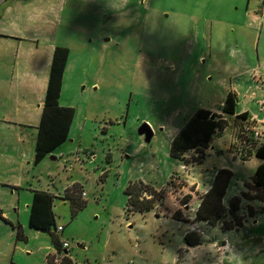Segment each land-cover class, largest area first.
Segmentation results:
<instances>
[{"label": "rangeland", "instance_id": "rangeland-1", "mask_svg": "<svg viewBox=\"0 0 264 264\" xmlns=\"http://www.w3.org/2000/svg\"><path fill=\"white\" fill-rule=\"evenodd\" d=\"M256 10V0H0L12 33L0 51V264H47L51 255L50 264H61L50 235L28 227L33 190L54 196L70 264H264V202H249L254 216L243 204L241 227L187 230L210 238L191 254L184 225L165 215L177 210L193 221L192 204L187 215L181 205L195 187L169 149L196 110H218L232 91L235 109L264 118V21ZM57 46L69 51L59 99L75 111L69 137L40 163L28 160L17 178L8 159L24 146L21 136L34 143L45 99L34 80L47 79ZM256 124L231 121L236 150L264 143ZM147 128L149 142L140 134ZM219 167L212 157L189 178L207 188ZM134 182L171 193L153 212L127 215L125 189ZM68 187L83 203L77 210L65 199ZM231 220L226 211L218 224Z\"/></svg>", "mask_w": 264, "mask_h": 264}, {"label": "trees", "instance_id": "trees-1", "mask_svg": "<svg viewBox=\"0 0 264 264\" xmlns=\"http://www.w3.org/2000/svg\"><path fill=\"white\" fill-rule=\"evenodd\" d=\"M69 51L64 47H55L52 53L50 70L48 73V81L45 91V99L42 104L41 117L36 126V137L34 146V162L40 163L48 155L52 154L64 142L68 140L69 130L72 124L75 111L72 108L62 107L59 104L62 79L66 64L68 61ZM237 104V96L234 92L227 93L222 102L220 111L221 115L212 113L206 109H198L190 117L184 126L176 133L170 143L169 155L185 164L188 161L185 154L194 151L197 155L192 161L200 162L204 155V150L208 148L213 135L218 130H223L228 126V122L223 117H231L235 114ZM235 118L243 120L248 119L247 113L237 115ZM254 156L262 161L258 165L251 178V184L245 187L255 192L250 195L242 192L240 196L233 197L229 201L228 210L223 206V198L226 194L232 172L228 169H219L213 179L210 189L203 196L199 207L196 211V219L208 224V226H216L221 222L229 212L232 220L222 223L223 230H231L234 227H241L243 217L238 212L242 200L264 202V143L261 144L254 152ZM73 188V187H72ZM168 188L156 191L150 185L142 182L129 183L125 189L127 195L126 214L140 213L145 214L151 212ZM65 199L71 201L73 210H77L83 203L78 202L72 191L67 188L65 190ZM54 196L45 191L33 190L32 199L29 205V221L28 227L41 232H46L51 237L52 245L58 255H62V243L59 241V233L55 228V215L53 212ZM248 206V216H254L255 210ZM174 217H178L175 215ZM0 218L2 212L0 211ZM17 238L22 237L21 226H17ZM185 245L187 247H195L201 244V239L195 233H186L184 235ZM51 256L46 258L47 264H50ZM70 264L68 255H63L61 264Z\"/></svg>", "mask_w": 264, "mask_h": 264}, {"label": "crops", "instance_id": "crops-1", "mask_svg": "<svg viewBox=\"0 0 264 264\" xmlns=\"http://www.w3.org/2000/svg\"><path fill=\"white\" fill-rule=\"evenodd\" d=\"M256 2H257V10H256L257 16L262 21H264V18H262L260 16V13H259L260 0H256ZM0 24H4V25L0 26V51H2V49L5 47V43H3V42H5V40H3V39H9V37L12 36V33L10 31L11 27L9 25H7V21L5 20V17H3V16L0 17ZM217 30L221 31L222 29L218 28ZM51 59H52V57H51ZM47 81H48V77H47V79L46 78H41L40 81L38 80V78H35V80H34V84L35 85H40L41 86V89H42V92H43V97L45 95ZM233 90L239 92V89L236 88V87ZM238 94H240V93H238ZM238 100H239V98H238ZM221 105H222V102H221L220 107H219L218 110L213 109V108H210V109H207V110L211 111L212 113L221 115V111H220ZM242 113H247L248 114V118L250 120H252V121L255 120L258 123L255 126L256 128L257 127L258 128L259 127L264 128V118L260 119L259 117H255L256 115H253L252 112L247 111V110L241 111V110L235 109V114L233 116H231V117H223L224 119L227 120L228 126L225 129H223V130L216 131V133L213 135L212 140L210 141V143L208 145V148H206L204 150V155H203L202 160L200 162H198V163L197 162L194 163L192 160H190V162L188 164L184 163V166H183L184 175L189 181H191L189 186L190 187L194 186L195 187L194 188L195 192H198V195H194L195 192H191L190 199L188 201H186L185 204L183 203V205H181V206L183 208H186V211L184 212V214L187 215L186 214L187 212H191L190 209L189 210L187 209L189 207L188 205L192 204L191 205L192 214L191 213H188V214L189 215L190 214L193 215V221L189 222L188 220L190 218L189 219L188 218L184 219L181 216L182 214L181 215L178 214L177 218L174 217L176 215L177 210H171V211H169L168 213L165 214L166 216H169L170 219H172L176 223L184 225L183 238H184V235L186 234L187 230H189V228H190L189 225L191 226L192 224H198L204 230L205 226H204L203 222L202 221H198L196 219V211H197V209L199 207V204H200L203 196L210 189L211 184H212L213 179H214V176H215L216 172L219 169H228V170H230L232 172V174H233L232 178L234 176H236V177H238L240 179L241 176H246L245 180L244 179L243 180L240 179V181H239L238 178L236 179V182H239V185H238V187L235 188V195L232 196V198H233V197L240 196V194L242 192H246L247 188L245 187V185L249 184V183L251 184L252 175L250 176V174L252 172L254 173L255 168L262 163V161H260L259 159H257L254 156L255 150L250 149L249 152L244 151L243 153L239 152L238 150H236V142H235L236 139H235V136H234L235 131L232 128L231 121L237 115H240ZM39 118H40V116H39ZM35 129H36V127H35ZM17 135H19V134L17 133ZM35 137H36V134H35ZM35 137L33 138L34 143L32 145V144H28V140L26 138H24L23 136H21L20 140H21V143L24 146L21 147V150H19L16 155H13V154L11 155V158H10L11 160L8 159V169H9V171L13 172L14 174H17L16 175L17 178H18V176L21 173H23L25 171V169L28 168L27 166L30 164V163H28V160H31V161L34 160ZM189 155L195 156L196 154H195V152L193 150L189 151L188 153L185 154V158L187 156H189ZM217 155H219V156H217ZM212 157L220 158L221 167H219L217 170H215L213 172L211 184L207 188H201L200 185L194 181V179L189 178V177L192 176L191 172L194 171V166L195 165L202 164L203 162L207 161L208 159H210ZM189 166L192 167L191 170H190ZM230 183H231V181H230ZM229 186H230V184H229ZM229 186H228V188H229ZM68 188H70V187H68ZM168 190L165 193L164 198H168L169 197V195H167V194H168V192L171 193V191H168ZM253 201H256V200H253ZM178 202H179V200H178ZM249 202H252V201L242 200V202L240 204V209H239V212L241 214L243 213V211L245 209V208H243V204H246L247 207H248L249 206L248 205ZM222 203H223V206L226 209L229 207V203L227 204L226 201H225V196L223 198ZM151 212H153V210ZM162 215H164V214H162ZM242 217L245 218L244 214H242ZM207 226H208V224H207ZM211 227H213V226H209V227L205 228L206 229L205 231L208 232L211 229ZM219 227H221V225L217 224L216 226L213 227V230H217V229H219ZM62 231H63V229H62ZM212 231H211V233H212ZM205 235H206V233H205ZM200 239H201V244L200 245L195 246V247H187L186 246V250H185L186 254H191V253L201 249L204 246V242L206 240L207 241L210 240V238L205 237V236L200 237ZM215 245H216V242L214 240H212L211 243H209V246L214 247ZM67 248H63V252H62L63 254L61 255L62 257H63V255H67L68 254V252L66 251ZM51 256H54V255H51ZM68 258H70V257L68 256Z\"/></svg>", "mask_w": 264, "mask_h": 264}, {"label": "built area", "instance_id": "built-area-1", "mask_svg": "<svg viewBox=\"0 0 264 264\" xmlns=\"http://www.w3.org/2000/svg\"><path fill=\"white\" fill-rule=\"evenodd\" d=\"M259 13L262 18H264V0H260V6H259ZM256 138H258L257 132H255ZM198 154L195 155L197 157ZM84 195V193H83ZM204 225L207 226V223L203 222ZM62 231L61 227L57 228V233H60ZM189 231L191 232H197L199 234H204V231H201L200 226L198 224H192L191 227L189 228ZM189 233V232H188ZM62 247L67 248L68 244L66 242H62Z\"/></svg>", "mask_w": 264, "mask_h": 264}, {"label": "water", "instance_id": "water-1", "mask_svg": "<svg viewBox=\"0 0 264 264\" xmlns=\"http://www.w3.org/2000/svg\"><path fill=\"white\" fill-rule=\"evenodd\" d=\"M140 134H145V141L146 142H149L150 139L152 138V132L148 128L141 130Z\"/></svg>", "mask_w": 264, "mask_h": 264}]
</instances>
